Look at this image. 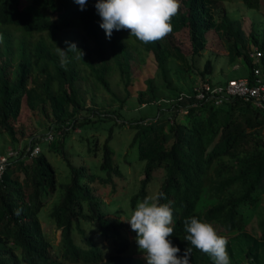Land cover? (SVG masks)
<instances>
[{
	"label": "trees",
	"instance_id": "16d2710c",
	"mask_svg": "<svg viewBox=\"0 0 264 264\" xmlns=\"http://www.w3.org/2000/svg\"><path fill=\"white\" fill-rule=\"evenodd\" d=\"M95 2L87 0L81 10L74 0H28L23 4L19 0H0V132L10 142L18 141L24 134L22 126L15 125L22 104L47 114L45 126L52 131L60 129L65 121L73 125V122L91 119L87 113L76 114L83 106L89 108V113L93 112L92 107L84 105L76 85L82 69L80 63L88 67L104 90L111 92L105 76L110 61L123 87L129 81L131 43L127 38L130 35L125 30H113L111 39L106 38L99 26L101 18ZM179 2V11L170 21V34L153 43L137 40L144 50L152 53L162 74L167 55L180 57L183 65L187 63L171 39L172 33L181 26L186 27L193 51L202 47L203 30L212 27L225 41L227 59L238 58L241 62V74L249 75L251 71V60L246 55L248 44L260 48L258 63L264 66V29L259 33L249 29L244 35L238 22L226 17L223 11L217 19H212V9L220 0ZM244 3L255 8L259 0H244ZM77 29L91 40L88 51L86 43L80 41L78 49L82 50V57L71 49L62 56L58 48L65 49L74 43L70 33H76ZM89 51L97 57L95 64ZM209 70L210 61L206 57L198 76ZM177 89L169 86L166 94ZM156 97L151 77L145 76L144 86L135 91L132 100L139 105L155 102ZM102 110H97L102 114L96 113V118L108 111ZM176 113L174 109L158 105L151 116L130 121L135 128L137 157L143 159L141 183L130 197L131 203L137 196L144 197V184L151 170L161 166L163 173L156 194L162 191L165 196L161 202H173L174 233L169 239L180 249L178 256L190 248V264H212L208 255L184 240L183 222L196 216L210 222L226 237L230 264H264V204L256 209L258 233L245 228L246 221L239 208L243 203H253L256 190L264 184V107H255L232 96L219 103L208 100L188 103L185 112L175 116ZM32 142L38 144L28 134L1 171L0 264H130V255L122 252L128 239L120 232V219L97 209V196L84 185L91 175L84 172L85 166L81 163L70 165V179L63 185L60 199L48 210L51 219L63 224L57 243L59 253L55 252L52 248L55 243L44 235L36 214L54 188V170L39 148L27 155ZM99 165L111 166L105 141ZM81 176L86 177L84 181L80 180ZM233 185L238 186L237 191L231 190ZM81 199L86 201L84 211ZM93 215L112 237L109 252L87 236H82V244L73 238L71 224H76L79 217Z\"/></svg>",
	"mask_w": 264,
	"mask_h": 264
},
{
	"label": "rangeland",
	"instance_id": "374dc122",
	"mask_svg": "<svg viewBox=\"0 0 264 264\" xmlns=\"http://www.w3.org/2000/svg\"><path fill=\"white\" fill-rule=\"evenodd\" d=\"M27 1L19 0V4ZM221 11L225 13L226 17L238 22L244 35L249 29L257 33L264 29L262 0H259L258 6L255 8L247 6L244 0H220L218 5L212 9V19H217ZM70 35L74 36L77 48H80V41H84L85 49L88 51L91 40L83 35L82 30L77 29L76 33L71 32ZM66 37H69V34ZM171 39L179 51L184 54L187 63L183 65L180 57L167 55L163 61L162 74L155 64L152 53L144 50L136 38L128 36L127 40L131 43L129 48L131 54L129 58L130 78L123 87L114 64L107 57L110 66L106 70L105 76L111 92L104 90L94 80L88 67L80 63L82 69L76 80V85L83 97L84 105L92 107L93 112L89 113V108L83 106L76 114L82 116L87 113L90 120L73 122V125L53 130L52 138L45 140L41 135L47 128L45 125L48 123L46 120L49 116L37 109L30 110L22 104L15 120V125H21L24 130L22 137L18 141L10 142L8 136L4 132H0V150L7 145H20L28 134H32L33 139L38 142L39 149L43 151L53 167L54 188L38 208L36 214L44 235L52 243H55L52 248L57 254L59 253L57 250L59 230L63 224H58L51 219L48 210L52 203L60 199L63 185L70 179V165L81 163L85 166L84 172L91 176L89 178L81 176L80 180L84 181L86 178L84 185L97 196V209L120 219V232L128 239L122 252L130 255V264H146L137 249L135 232L122 219L130 215L136 204L145 196L156 194L163 168L156 166L151 170L150 177L144 184V197L137 196L131 203L130 197L138 190L141 183L143 159L137 157L136 140L133 139L135 128L130 125V121L141 118V116H151L158 105L167 106L168 100L164 98L173 94H166L168 87L188 88L191 82L200 75L198 69L202 68L203 60L206 57L210 61V70L201 75L211 81H220L224 77L239 75L243 72V66L238 58L227 59L225 41L212 27L203 30L202 47L196 51L191 50L184 26L176 29L172 33ZM90 53L89 51L91 61L95 64L97 57H93ZM145 76L151 77L157 100L142 102L138 105L136 101H133V97L135 91L144 86ZM186 84L187 87H185ZM165 101L166 103H164ZM95 109L108 111L103 117L96 118V113L99 112ZM103 141L109 148L110 167L99 165ZM231 190L237 191L238 186L233 185ZM255 195L256 200L253 203H243L239 206L246 221L245 228L252 233H258L256 209L259 205L264 204V184L256 190ZM81 204L82 210H86L85 199H81ZM99 221L101 220L96 215L89 218L79 217L76 224H71V232L76 243L82 244L84 242L82 236H87L91 241L100 244L103 251L109 252L112 250L113 240L102 222V226L98 224Z\"/></svg>",
	"mask_w": 264,
	"mask_h": 264
},
{
	"label": "clouds",
	"instance_id": "9594fccd",
	"mask_svg": "<svg viewBox=\"0 0 264 264\" xmlns=\"http://www.w3.org/2000/svg\"><path fill=\"white\" fill-rule=\"evenodd\" d=\"M81 10L87 0H74ZM95 10L101 18L100 27L106 38L111 39L113 30H125L142 43H153L164 39L172 31L171 18L177 14L179 0H96ZM60 54L75 50L82 57V50L75 43L60 49ZM63 63V61H62ZM165 194L145 196L130 215L122 219L135 232V243L146 264H190V248L180 249L173 245L169 237L174 233L173 202L162 203ZM186 233L184 240L200 252L208 255L212 264H230L227 251L228 241L216 228L196 216L183 222Z\"/></svg>",
	"mask_w": 264,
	"mask_h": 264
},
{
	"label": "built area",
	"instance_id": "2783aa9c",
	"mask_svg": "<svg viewBox=\"0 0 264 264\" xmlns=\"http://www.w3.org/2000/svg\"><path fill=\"white\" fill-rule=\"evenodd\" d=\"M260 48L251 44L246 47V55L251 60V71L249 75L239 74L235 76L224 77L220 81H211L205 76H197L186 89H178L167 99V106H161L166 109H174L178 113L186 111L188 103H196L202 100H208L212 103H219L232 96L239 97L242 100L250 102L253 106L264 107V66L259 65ZM157 100V99H156ZM155 100V101H156ZM162 100V99H161ZM166 103V101L164 102ZM153 115V117H155ZM172 116H169L171 120ZM70 126L61 124V127ZM53 131L47 128L42 133V138L50 140ZM28 145V144H27ZM20 145H7L0 150V175L5 161L18 152ZM38 144L32 142L28 148L27 155L30 156L38 150Z\"/></svg>",
	"mask_w": 264,
	"mask_h": 264
}]
</instances>
